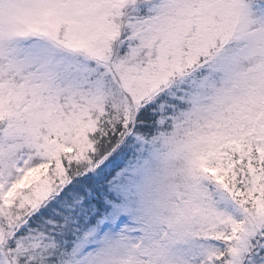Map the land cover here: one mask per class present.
<instances>
[{"label":"snow or ice","instance_id":"snow-or-ice-1","mask_svg":"<svg viewBox=\"0 0 264 264\" xmlns=\"http://www.w3.org/2000/svg\"><path fill=\"white\" fill-rule=\"evenodd\" d=\"M0 264H264V0H0Z\"/></svg>","mask_w":264,"mask_h":264}]
</instances>
